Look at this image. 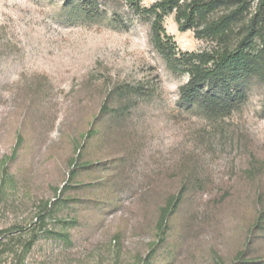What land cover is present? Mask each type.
Listing matches in <instances>:
<instances>
[{
	"label": "rangeland",
	"instance_id": "rangeland-1",
	"mask_svg": "<svg viewBox=\"0 0 264 264\" xmlns=\"http://www.w3.org/2000/svg\"><path fill=\"white\" fill-rule=\"evenodd\" d=\"M155 1L0 0V227L35 229L24 264H264V78L185 100ZM245 2L221 37L168 11L175 56L241 44L264 16Z\"/></svg>",
	"mask_w": 264,
	"mask_h": 264
},
{
	"label": "trees",
	"instance_id": "trees-1",
	"mask_svg": "<svg viewBox=\"0 0 264 264\" xmlns=\"http://www.w3.org/2000/svg\"><path fill=\"white\" fill-rule=\"evenodd\" d=\"M222 0H156L150 7L143 11L154 16L151 28L154 45L168 59L174 69H179L188 74L187 83L182 87V97L191 102L201 100L209 106L223 104L220 94L214 91L216 88H227L231 75L241 77L248 73H256L264 78V53L251 49V42L255 35L264 37V16L259 21L255 15L248 26V36L241 44L230 49L224 47L220 50L202 51L200 53H184L175 56L171 37L161 26L163 16L175 10L176 22L180 27L192 26L198 20H202V27L197 31L198 35L221 37L228 29L231 19L245 9V0L240 2L235 11L230 15L222 16L216 21H207L206 17ZM264 6V0H260L258 8ZM139 8V6H136ZM259 22V23H258ZM258 23V24H257ZM261 69V70H260ZM206 88V91H204ZM244 90L239 86L234 87L233 97H243ZM34 228L24 227H0V264H24L29 247L36 238ZM24 237V238H23Z\"/></svg>",
	"mask_w": 264,
	"mask_h": 264
}]
</instances>
